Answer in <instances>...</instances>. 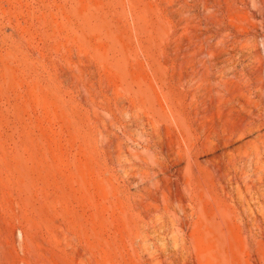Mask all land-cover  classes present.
Segmentation results:
<instances>
[{
  "label": "rangeland",
  "instance_id": "374dc122",
  "mask_svg": "<svg viewBox=\"0 0 264 264\" xmlns=\"http://www.w3.org/2000/svg\"><path fill=\"white\" fill-rule=\"evenodd\" d=\"M264 0H0V264H264Z\"/></svg>",
  "mask_w": 264,
  "mask_h": 264
},
{
  "label": "bare ground",
  "instance_id": "6f19581e",
  "mask_svg": "<svg viewBox=\"0 0 264 264\" xmlns=\"http://www.w3.org/2000/svg\"><path fill=\"white\" fill-rule=\"evenodd\" d=\"M263 65V64H262ZM262 68H264V65H263V67Z\"/></svg>",
  "mask_w": 264,
  "mask_h": 264
}]
</instances>
